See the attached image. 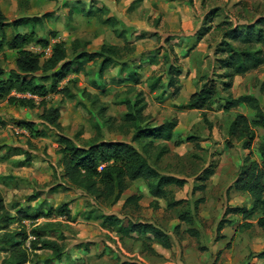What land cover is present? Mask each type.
<instances>
[{
	"label": "rangeland",
	"instance_id": "1",
	"mask_svg": "<svg viewBox=\"0 0 264 264\" xmlns=\"http://www.w3.org/2000/svg\"><path fill=\"white\" fill-rule=\"evenodd\" d=\"M17 1L0 0V11L9 22L21 16L41 15L52 9V14L56 16L58 14L68 20V10L63 9L59 1H46L49 4L42 10L29 8ZM109 2L116 15L126 16L134 34H145L151 28L158 30V33L151 37L153 40L149 38L137 42L135 52L126 61L130 66H140V70H137L141 74V83L137 90L143 94L146 105L144 115L149 119L150 125L154 127L171 120L178 122L174 140L167 143L168 154L159 161L155 160V150L143 156L161 176H171L185 181L181 189L168 188L175 201L184 203L169 210L165 201L153 199L140 181L132 183L117 203H96L61 178L59 157L56 155L59 135L71 138L80 146L98 137V133L101 132L105 141H123L137 148L131 143L132 134L124 136L117 131V127L110 131L104 125L106 118H113L118 122L125 113V109L119 107L117 103L125 96L127 87L122 81L109 83L117 72L111 68L104 73L103 93L99 91L101 96L97 108H105L103 116H99L96 113L97 109L91 107L80 96L83 90L96 94V91L88 86L83 75L77 78L72 75L69 78L71 83L67 84L66 81L61 85H67L76 96L73 101L58 94H49L43 101L38 99L34 109L11 105L6 100L0 101V197L5 208L11 214H15L18 209L28 208L32 210L29 214L33 216L68 203L74 217L72 224H65L63 218L52 217L51 220L40 218L33 222L24 220L20 225L30 233L33 226L31 224H42L45 221L61 222L64 226L62 234L65 237V252L73 258L76 251L87 248V256L80 258L82 264L125 262L128 258L120 252L118 242L123 249L128 245L126 250L137 253L147 264H227L228 259H221V252L215 251L214 246H220L218 248L228 252L231 264H264V261L256 257L264 249L263 234L257 226L256 218L245 222L240 214L231 213L235 208L251 209L250 200L246 195L233 190L227 193L247 152L242 153L241 144L234 140H230L233 149L225 146L226 130L236 114L248 117L250 115L244 109H236L227 115L222 114L216 111L219 110L218 102L215 107L206 111V122H203L199 112L178 109L179 106H184L189 96L199 91L206 82H213L220 95L225 96L223 85L228 80L224 76L228 73L222 68V61L230 54L223 45L224 32L237 26L253 24L258 18L264 17V0H142L128 10L126 5L121 4V0ZM210 12H214L216 16L209 17ZM185 14L188 21L185 24L181 22L182 27H179L177 17H183ZM62 24L64 23H46V32H40V36L55 32L58 38L66 43L81 37L93 44L95 37L100 34L101 37L95 44H99L101 38L109 41L108 28L97 26L94 20L88 22L81 15H73L68 26L69 29H74L71 33L65 30ZM204 28L208 30L207 34L198 39L197 32H202ZM230 43L235 49L260 50L264 53V47L244 45L237 47L238 44ZM29 50L39 53L33 46ZM14 54L8 50L0 54V69L6 76L14 69ZM151 60L155 62L150 63ZM97 65H89L87 69L94 70ZM171 78L174 80L173 87L168 86ZM239 78L241 81L235 89L236 95L254 94L259 97L261 103H264V92H259L264 82V65ZM156 80H160L163 89L149 93L147 82L151 84ZM43 84L47 88L50 87V80ZM113 95L116 96L114 100ZM42 106L61 109L60 132L38 120ZM17 122H34V130L39 132L38 136L31 135L24 126H17ZM252 128L255 140L251 152L257 160V149L264 141V132ZM188 138L193 140L187 142ZM175 141L181 144L174 146ZM28 156L29 162L26 161ZM209 167L214 170V176L209 181H202L203 171ZM200 186H204L205 189L194 193V187ZM130 196L140 197L138 209L133 207L122 209L125 199ZM184 211H189L194 221L192 228L197 236L187 234L188 226L178 220V215ZM86 215H89L88 219H85ZM109 215L120 218L123 227L129 223L154 225L169 237L171 249L165 250L146 240L148 246L152 248L155 246L166 254L156 255L146 251L142 247L144 240H136L134 235L124 237L120 241L114 230L105 231L101 228L103 222L101 217ZM95 218H98L97 221ZM222 220L226 224L218 235L217 226ZM21 227L12 225L10 230H18ZM59 234V231H53L48 236L55 239ZM39 254L40 257L32 258L30 264H46L44 261L49 254L46 252ZM4 257L5 254L0 252V264ZM132 260L138 261L136 258Z\"/></svg>",
	"mask_w": 264,
	"mask_h": 264
},
{
	"label": "trees",
	"instance_id": "2",
	"mask_svg": "<svg viewBox=\"0 0 264 264\" xmlns=\"http://www.w3.org/2000/svg\"><path fill=\"white\" fill-rule=\"evenodd\" d=\"M140 2L141 0H136L134 4ZM107 13L108 10L103 8L89 9L84 12V17L95 18L101 24L112 26L117 24L116 20L112 18L102 20V17ZM70 15H72L71 12L68 13V26L71 22ZM213 16H216V14L211 12L209 17ZM52 19L57 21L52 14H45L40 17H25L8 22L5 15L0 11V54L5 50L16 53L13 71L6 76V73L0 69V101L6 100L11 105L34 109L36 103L33 100L11 97L12 92L27 93L41 99V101L49 94H58L62 98L73 101L76 96L67 85L61 86L70 75L84 73L88 76L84 66L87 63L94 62L96 64L97 61H101L99 69V76L101 77L103 72L112 67L117 61L128 59L134 53V47L131 46L121 32L115 29L113 31L116 37L125 41L123 48L102 45L96 53H78L80 49H85L89 43L76 40L66 44L60 41L51 44L49 57L42 58L41 54L33 53L29 48L33 46L45 49L52 40L58 38L55 32H50L41 39L37 37V29L45 31L46 23H50ZM21 30L24 32L21 33ZM9 32L11 34H8ZM205 32L204 28L199 33V37L205 35ZM224 39L223 43L225 44L223 45L226 46L227 53L230 54L226 60L222 61V68L228 73L224 76L228 80L223 85L225 96L220 95V91L213 82H206L199 91L189 96L184 106H179L178 109L199 112L203 122H206V111L217 105L218 102L219 109L223 114H231L236 109H244L248 112L249 117L244 114H236L226 130L225 146L228 149H233L230 140H234L241 144L242 151L247 152L237 177L227 189V193L233 190L248 197L252 204L251 209L235 208L231 210V213L240 214L245 222L255 217L257 226L261 229L264 238V141L257 149V160L254 159L251 152L255 140V132L252 127L264 132V106H261L259 99L253 96L244 95L234 99L230 93L234 77L244 76L264 65V53L262 51L235 49L230 42L238 44L237 47L242 45L264 47V17L258 18L253 24L237 26L224 32ZM67 49H70L75 56L72 61H67ZM129 79L133 85H138L139 81L135 72L129 74ZM49 80L50 87L47 88L43 83ZM121 81V79H117L115 83ZM66 83L71 82L67 80ZM89 83L95 89L100 90L91 80ZM173 85V81L168 84L170 87ZM162 86L160 80H156L149 85V90L155 92L162 89ZM260 92H264V82ZM101 93H103L102 90ZM80 94L92 107L99 103L98 96H91L85 90L81 91ZM129 95H133L132 101L129 99ZM117 104L122 105L126 113L118 122L113 118H106L104 125L110 131L117 127V131L124 136L132 134L131 143L136 145L137 148L123 141H105L102 139L101 132L98 133V137L92 138L80 146H77L71 138L59 135L56 155L59 157L62 170L61 178L72 188L88 196L96 203H117L132 183L140 181L145 185L153 199L165 201L167 209L173 210L182 205L184 202L175 201L168 188L181 189L185 185V181L171 176H161L143 156L144 154L147 156L150 151L155 150V160L159 161L169 153L167 143L174 140L178 125L177 120L165 121L158 127L151 126L149 119L144 115L146 105L142 95L137 94L135 89L131 87L127 88L125 96ZM41 109V113L37 117L38 120L51 129L60 132L62 130L60 109L54 106H42ZM104 112V108H99L97 114L103 116ZM16 124L17 126L26 127L31 135L38 136L39 132L34 130V124L30 122H17ZM209 128H211L210 125ZM41 137H43V134ZM192 140V138L186 139L187 142ZM155 141L160 143L155 145ZM180 144L181 142L175 141L174 146ZM26 161H30L29 156ZM202 175V181H209L214 175V170L209 167L203 171ZM204 189V186L194 187L193 192L203 191ZM139 202V196H130L125 199L122 209L127 207L138 209ZM31 211L28 208L18 209L15 214H11L5 208L4 201L0 197V245H2L0 252L5 254L2 264H30L32 258L40 257L38 256L40 252L49 254L44 261L46 264L50 261L59 262L64 256L66 248L64 246L65 237L62 234L64 226L61 222L45 221L42 224H31L33 226L30 233H27L21 225L24 220L33 222L40 218L51 220L52 217L63 218L65 224L72 223L73 217L68 209V204H60L53 210L33 216L29 214ZM86 218L88 219L89 215H86ZM97 219L95 218V221ZM101 219L103 221L101 228L105 231L114 230L120 241L124 237L134 235L136 240H144L142 247L151 253L155 252L151 246L147 245L146 240L159 245L163 249H171L169 237L152 224L129 223L126 227H123L120 218L114 215L102 216ZM178 220L188 226L187 234L197 236L192 228L194 221L189 211L181 212L178 215ZM225 224L223 220L219 222L217 226L218 235H220ZM12 225L21 228L10 230ZM53 231L60 232L55 239L48 236ZM26 242L27 245H25ZM256 257L264 261V249Z\"/></svg>",
	"mask_w": 264,
	"mask_h": 264
},
{
	"label": "crops",
	"instance_id": "3",
	"mask_svg": "<svg viewBox=\"0 0 264 264\" xmlns=\"http://www.w3.org/2000/svg\"><path fill=\"white\" fill-rule=\"evenodd\" d=\"M46 1H49V2H51V1H55V0H18L17 2H20V4L21 3H24V6L26 5L27 7H29V8H39V10H42L43 9V7L44 6H46L47 4H49V3H46ZM57 1H59V4L60 5H62V8L64 9V8H66L67 10H68V12H67V19H68V13L69 12H71L72 13V15H70V18H71V20H72V17H73V15H81L84 19H86L88 22H90L91 20H94L95 21V23L97 24V26L99 25L100 27L101 26H103V28H108L109 30H110V36L108 37V39H109V41H105V38H101V40H100V43L99 44H95V41H97L100 37H101V35L99 34L98 36H96L95 37V41H94V43L92 44V42L90 41V40H86V39H84V38H81V37H78V38H75V39H73V40H71L70 42H68V43H66V44H69V43H71V42H73V41H80V42H87V43H89L88 45H87V47L85 48V49H80L79 51H78V53H81V52H86V53H88V54H91V53H96L98 50H99V48L102 46V45H107V46H114V47H117V48H123L124 47V45H125V41H124V39H121V38H118V37H116V35L114 34V31L113 30H118L119 32H121L123 35H124V37H125V39L131 44V43H133V44H131V46L132 45H134V49H135V44L137 43V42H140V41H145V40H147V39H149V38H151V37H153L155 34H157L158 33V30L157 29H155V28H151L150 30H147L148 32H146L145 34H134V31H133V29H132V25L131 24H129V20H127V18H126V16H124V15H122V16H118V15H116L115 14V11L114 10H112V7L109 5L110 4V0H56V2ZM136 0H121V4L123 5V6H125L126 5V7H127V10L128 9H130V8H132L134 5H137V4H134V2H135ZM141 2H142V0H141ZM140 2V3H141ZM125 7V8H126ZM106 9V10H108V13H107V15H105V16H103L102 17V20L103 21H105V20H107V19H110V18H112V19H114V20H116V22H117V24H114L113 26L112 25H108V24H101V23H98L97 22V20L95 19V18H86V17H84V12H87L89 9H93V10H96V9ZM189 12H190V10H189ZM53 13V9L52 10H49V11H47V12H44V13H42L41 15H34V16H21V17H18L17 18V20L18 19H21V18H25V17H28V18H32V17H40V16H43V15H45V14H52ZM185 13V12H184ZM191 13H193L192 11H191ZM211 13V12H210ZM209 13V14H210ZM52 16L53 17H55L56 18V20L57 21H55V19H52L51 21H50V24H56L57 22H62V23H64V24H62L64 27H65V30H67L68 32H73L74 31V29L73 30H71V29H69L68 28V21L67 20H65L64 19V17H62L61 18V16L60 15H58L57 14V16L56 15H54V14H52ZM177 19H178V22H179V24H178V26L179 27H182L181 26V24L183 23V24H185L188 20V17H187V15L185 14V15H183V17H177ZM15 21V20H14ZM9 22V21H8ZM11 22H13V21H11ZM182 22V23H181ZM183 29V28H182ZM206 29V28H205ZM207 29H206V32H205V34H207ZM21 33H23L24 31L23 30H21L20 31ZM40 32H46V25H45V31H43V30H40L39 28L37 29V31H36V33H37V37L39 38V39H41V38H44V37H46V36H40ZM151 33H153V34H151ZM199 33L200 32H197V36H199ZM48 34V33H47ZM180 36H182V33H180ZM200 37H198V39H199ZM152 40L154 39V38H151ZM138 40V41H137ZM112 41V42H111ZM62 42H64L63 40H62ZM93 46V47H92ZM90 47H92V48H90ZM89 48H90V50H89ZM36 49H38V47H36ZM11 53H15V52H12V51H10ZM134 52H135V50H134ZM15 55V57H16V53L14 54ZM74 55L72 54V52H71V50L70 49H67V61H72L73 59H74ZM132 57V56H131ZM131 57H129L128 59H124V60H122V61H120V62H116L112 67H110V68H108L107 70H105L104 72H103V74L101 75V77L99 76V69H100V65H101V61H97V63L95 64L94 62L93 63H87L85 66H84V70L88 73V76H86L84 73H79V74H72V75H74L76 78L79 76V75H83L85 78H86V80H87V82H88V86L91 88V89H93L94 91H96L95 93L96 94H93V93H90L89 91H87V90H85L88 94H90L91 96H98V98H99V103H100V96H101V93H99V91L101 92V90L103 91V87H105V82H104V73L105 72H107V71H109L111 68H113L114 70H116L117 72H116V76H115V78H112L111 79V82H109V83H115V82H117V79H121L122 80V82H125L124 84H125V86L127 87V88H134L135 89V92L137 93V94H141L142 95V98H143V94L140 92V91H138L137 90V88L140 86V83H141V74L138 72V70H140V66H137V65H134V66H130V64H128L127 63V61L131 58ZM127 60V61H126ZM14 61H15V58H14ZM153 62H155V61H153V60H151L150 61V63H153ZM98 64V65H97ZM125 64V65H124ZM89 65H97V68L96 69H90V68H88L87 69V67L89 66ZM74 69H75V66L73 67ZM138 69V70H137ZM132 72H135L136 73V78L138 79V81H139V83H138V85L137 86H135V85H133V83H132V81H130V79H129V74L130 73H132ZM72 75H70V76H72ZM70 76L68 77V79H66L64 82H66L67 80H69V78H70ZM125 76V77H124ZM240 77H242V76H240ZM90 80L92 81V82H94L99 88H100V90H97V89H95L94 87H92L91 85H90ZM170 81H173L174 82V80H172V78H171V80H169V82ZM239 81H241V79L237 76V77H234L233 79H232V87H231V89H232V92H231V89H230V93L232 94V97L234 98V99H236V98H238V97H241V96H244V95H236V91H235V89H237V85L239 84ZM63 82V83H64ZM62 83V84H63ZM169 84V83H168ZM149 85H150V82H147V84H146V87L148 88V92L149 93H154V92H151L150 90H149ZM262 86V85H261ZM163 87V86H162ZM173 87V86H172ZM261 88V87H260ZM163 89V88H162ZM161 90V89H160ZM234 90V91H233ZM165 91V90H164ZM164 91H162V93H164ZM156 92V91H155ZM259 92H260V89H259ZM195 93V92H194ZM260 93H263V92H260ZM193 94V93H192ZM134 95V94H133ZM133 95H129L128 97H129V99L132 101L133 100ZM245 95H249V96H253V97H255V98H257V99H259V97H256L254 94H245ZM80 96H81V94H80ZM135 96V95H134ZM115 97L116 96H114L113 95V100L115 99ZM144 99V98H143ZM260 101V100H259ZM145 102V101H144ZM98 103V104H99ZM98 104L96 105V106H94L93 108L94 109H97V112H98V109L100 108H97V106H98ZM260 104H261V106H264V103H261L260 102ZM119 105V104H118ZM216 105H214L213 107H215ZM92 107V106H91ZM119 107H122V108H124L122 105H119ZM59 108V107H58ZM101 108H104V107H101ZM60 109V108H59ZM125 109V108H124ZM104 110H105V108H104ZM216 111H219V112H221L222 113V111H221V109H219V110H216ZM96 112V113H97ZM41 113V112H40ZM125 113H126V110H125ZM124 113V114H125ZM223 114V113H222ZM40 115V114H39ZM60 115H61V109H60ZM41 122V121H40ZM32 124H34L35 125V123L34 122H31ZM41 123H43V122H41ZM44 124V123H43ZM163 124V123H162ZM162 124H160V125H162ZM45 125V124H44ZM160 125H158V126H160ZM47 126V125H46ZM158 126H154V127H158ZM160 143V142H159ZM154 144L155 145H157L155 142H154ZM242 153H244L243 151H242ZM61 172H62V170H61ZM214 176V175H213ZM212 176V177H213ZM211 177V178H212ZM210 178V179H211ZM231 186V185H230ZM229 186V187H230ZM228 187V188H229ZM63 204H68V203H63ZM57 207V206H56ZM55 207V208H56ZM54 208V209H55ZM68 209H69V204H68ZM51 210V209H50ZM53 210V209H52ZM70 210V209H69ZM17 211V210H16ZM71 212V211H70ZM71 215H72V213H71ZM72 217H73V215H72ZM73 221H74V217H73ZM73 221H72V223H73ZM72 223H69V224H72ZM68 224V225H69ZM117 235V234H116ZM131 236H133V235H131ZM117 246L119 247V250H120V252L121 253H123L128 259H126L125 260V262L126 263H128V264H140L138 261H140V262H143L144 264H147L145 261H143L142 259H141V257L137 254V253H131V252H128L127 250H126V247L128 248V245H126V246H124L125 247V249H123V247L120 245V243L118 242L117 243ZM218 247H220V246H214V250L215 251H217V252H221V259H228V262H226L227 264H231V261H229V254H228V252L227 251H222V249L221 248H218ZM162 248V247H161ZM209 249V248H208ZM152 250L155 252V254L156 255H166V254H164L163 253V251H161L159 248H157V247H155V246H153V248H152ZM166 250V249H165ZM211 250V249H210ZM209 250V251H210ZM40 253H42V252H40ZM87 248L85 247V248H81V249H79L78 251H76L75 252V256L73 257V258H71V256H70V254L67 252H65V254H64V256L62 257V259H61V261H59V262H53V261H50L49 263H51V262H53V263H60V264H82V261L80 260V258H82L83 256H87ZM38 255H40L39 253H38ZM134 258H136L138 261H136V260H132V259H134ZM130 259V260H129ZM63 260V261H62ZM125 262H123V263H125Z\"/></svg>",
	"mask_w": 264,
	"mask_h": 264
},
{
	"label": "built area",
	"instance_id": "4",
	"mask_svg": "<svg viewBox=\"0 0 264 264\" xmlns=\"http://www.w3.org/2000/svg\"><path fill=\"white\" fill-rule=\"evenodd\" d=\"M61 40L59 39V38H57V39H55V40H52L51 42H50V45L47 47V48H45V49H40V48H38V50L37 51H39V54H41L42 55V58H47V57H49L50 56V54H51V44L52 43H55V42H60ZM11 97H14V98H20V99H31V100H33L35 103H37V101H38V99L39 98H37V97H35V96H31L30 94H19V93H16V92H12L11 93Z\"/></svg>",
	"mask_w": 264,
	"mask_h": 264
}]
</instances>
